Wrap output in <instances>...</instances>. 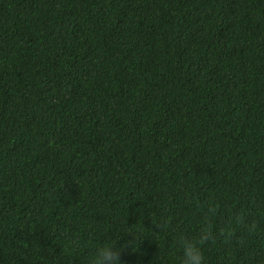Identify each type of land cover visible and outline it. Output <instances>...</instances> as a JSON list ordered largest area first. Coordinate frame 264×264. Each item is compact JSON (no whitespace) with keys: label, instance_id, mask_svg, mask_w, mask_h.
Masks as SVG:
<instances>
[{"label":"trees","instance_id":"trees-1","mask_svg":"<svg viewBox=\"0 0 264 264\" xmlns=\"http://www.w3.org/2000/svg\"><path fill=\"white\" fill-rule=\"evenodd\" d=\"M198 234L264 264V0H0V264Z\"/></svg>","mask_w":264,"mask_h":264},{"label":"clouds","instance_id":"clouds-1","mask_svg":"<svg viewBox=\"0 0 264 264\" xmlns=\"http://www.w3.org/2000/svg\"><path fill=\"white\" fill-rule=\"evenodd\" d=\"M124 233H127L124 231ZM204 237L198 234L192 239L178 240L179 255L176 264H205V259L200 248V240ZM120 237H106L92 246L88 254L83 258L82 264H124L121 260V253L126 246H131L133 250L136 245L131 241H126L123 245H118Z\"/></svg>","mask_w":264,"mask_h":264}]
</instances>
